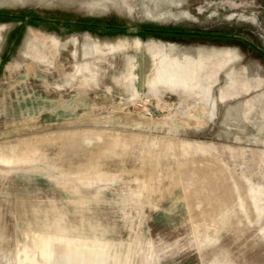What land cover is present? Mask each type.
Masks as SVG:
<instances>
[{
	"label": "rangeland",
	"instance_id": "1",
	"mask_svg": "<svg viewBox=\"0 0 264 264\" xmlns=\"http://www.w3.org/2000/svg\"><path fill=\"white\" fill-rule=\"evenodd\" d=\"M256 48L264 0H0V264H264Z\"/></svg>",
	"mask_w": 264,
	"mask_h": 264
},
{
	"label": "trees",
	"instance_id": "2",
	"mask_svg": "<svg viewBox=\"0 0 264 264\" xmlns=\"http://www.w3.org/2000/svg\"><path fill=\"white\" fill-rule=\"evenodd\" d=\"M74 23H77V24H80V25H91V26H105V27H111V24L109 21H106V20H94V19H89L87 21H81V22H74ZM147 31H151V33L153 35H157V36H184V35H189V34H192V35H196L197 37H200V36H204V35H207L205 33H199V32H185V31H181V30H176V29H170V28H166V27H161V28H156V29H146ZM258 49L257 51L259 52V54L261 56L264 57V51L262 49H259V48H256Z\"/></svg>",
	"mask_w": 264,
	"mask_h": 264
}]
</instances>
